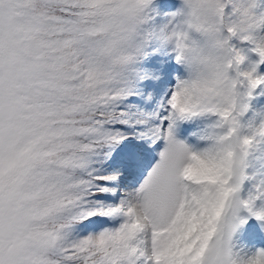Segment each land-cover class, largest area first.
Listing matches in <instances>:
<instances>
[{
  "label": "snow or ice",
  "instance_id": "6c2138e0",
  "mask_svg": "<svg viewBox=\"0 0 264 264\" xmlns=\"http://www.w3.org/2000/svg\"><path fill=\"white\" fill-rule=\"evenodd\" d=\"M0 264H264V0H0Z\"/></svg>",
  "mask_w": 264,
  "mask_h": 264
}]
</instances>
